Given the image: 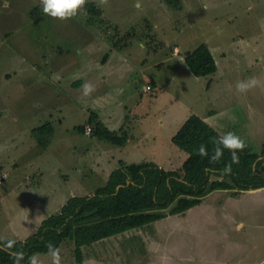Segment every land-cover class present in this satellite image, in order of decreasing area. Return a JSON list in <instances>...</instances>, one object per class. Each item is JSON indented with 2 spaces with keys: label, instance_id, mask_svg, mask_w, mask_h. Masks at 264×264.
I'll return each instance as SVG.
<instances>
[{
  "label": "rangeland",
  "instance_id": "obj_1",
  "mask_svg": "<svg viewBox=\"0 0 264 264\" xmlns=\"http://www.w3.org/2000/svg\"><path fill=\"white\" fill-rule=\"evenodd\" d=\"M90 2L97 16L89 13ZM5 3L0 0V177L6 175L0 240L26 239L69 197L105 185L119 167L104 164L112 155L180 168L187 153L172 136L192 114L262 151L264 0H109L104 6L88 0L68 20L43 14L41 0ZM34 8L40 13L31 17ZM201 43L218 65L207 76L185 63V53ZM250 77L261 86L239 93L236 83ZM83 82L95 86L91 95H83V85L72 91ZM91 112L108 129L127 131L128 144L79 131L93 126ZM47 122L54 131L42 146L33 129ZM233 191L217 190L184 217L175 213L82 246L83 261L264 264V189ZM59 250L61 264H77L73 241ZM35 254L51 264L49 252Z\"/></svg>",
  "mask_w": 264,
  "mask_h": 264
},
{
  "label": "trees",
  "instance_id": "obj_2",
  "mask_svg": "<svg viewBox=\"0 0 264 264\" xmlns=\"http://www.w3.org/2000/svg\"><path fill=\"white\" fill-rule=\"evenodd\" d=\"M87 9L91 16L100 13L94 2L88 3ZM185 63L197 76H207L218 69L207 43L187 51ZM88 121L93 124L89 125L92 134L107 137L115 144L128 140L127 131L108 129L96 112L90 113ZM78 129L83 133L87 130L84 125ZM53 131L52 123L47 122L34 128L33 134L45 146L49 141L46 135ZM222 135L200 115H190L172 136L173 143L187 153L180 168L167 169L152 161L127 163L120 160L105 185L92 194L69 197L58 213L43 219L38 230L26 239L0 240V264H14L11 253L15 250L24 252L21 264H28L29 256L48 252L49 243L60 249L68 239L75 244L76 263L82 264V246L153 223L168 214L185 212L200 204L215 189H234L233 194L237 195L243 189L264 187V144L261 152L252 147L239 151V163L231 165L230 174L224 172L232 156L227 149L216 163L198 154L199 147L204 145L210 157L215 147L213 141ZM168 207L170 210L164 211ZM9 241H15L12 249L7 247Z\"/></svg>",
  "mask_w": 264,
  "mask_h": 264
},
{
  "label": "clouds",
  "instance_id": "obj_3",
  "mask_svg": "<svg viewBox=\"0 0 264 264\" xmlns=\"http://www.w3.org/2000/svg\"><path fill=\"white\" fill-rule=\"evenodd\" d=\"M88 0H41L43 5V14L51 16L59 20L71 19L84 8ZM109 0H99L98 6L107 5ZM9 4L6 3L4 7H8ZM149 85V84H148ZM261 86V81L256 77H250L246 80H241L236 83V90L239 93H247L249 90ZM83 95L89 96L95 91V86L90 82H85L83 84ZM215 145L213 154L209 157L206 146L201 145L198 149V154L202 157L209 158L210 162H219L222 157L224 150L227 149L232 153L231 163L225 165L224 172L226 174L231 173V165L239 163V156L237 153L243 151L246 148V142L240 136L236 135L234 132H227L226 134L219 136L213 141ZM243 227L239 225L238 228ZM15 241H9L7 247L12 249L14 247ZM48 252L51 256V264H61L60 250L53 246L51 243L48 244ZM12 256L14 259V264H21L24 260L25 254L23 251L15 250L12 251ZM28 264H42L41 259L38 255L33 254L28 257Z\"/></svg>",
  "mask_w": 264,
  "mask_h": 264
},
{
  "label": "crops",
  "instance_id": "obj_4",
  "mask_svg": "<svg viewBox=\"0 0 264 264\" xmlns=\"http://www.w3.org/2000/svg\"><path fill=\"white\" fill-rule=\"evenodd\" d=\"M38 7V6H37ZM40 8V7H39ZM36 9H38V8H34V10H36ZM33 10V11H34ZM33 11L31 12V17H34V15L35 14H32L33 13ZM38 13H40V11L38 12ZM37 14V13H36ZM81 72V71H80ZM82 74H83V72H81ZM78 75H80L79 73H78ZM79 82V84L81 83V80H79L78 81ZM77 82V83H78ZM83 84H84V82H83ZM83 84H81V85H79L78 87H76V88H71L72 89V91L74 90V89H76V90H78L77 88H79V87H81ZM146 90V89H145ZM97 113V112H96ZM99 116V118L101 119L102 117H100V115H98ZM120 129V127H119V125H117V127L116 128H114V130L115 131H117V130H119ZM131 139H129V137H128V140L124 143V144H128V142L130 141ZM124 144H118V145H124ZM125 145V146H126ZM112 157H113V160H111L109 157L107 158V160L105 159L104 160V164H106V163H111L112 161H116L117 162V164H119V161L120 160H124L125 161V159H124V157L123 156H121V155H119V157L118 158H115L113 155H112ZM126 162H129V161H126ZM117 167H114V169H116ZM113 169V170H114ZM112 170V171H113ZM111 173V172H110ZM256 189H258V191H261L262 189H264V187H260V188H256ZM217 190H224V191H227L228 192V190H230V189H215V190H213V191H211V192H209L208 193V195H206V197H204V199H203V201L200 203V204H198V205H196V206H194V207H192V208H190V209H188L187 211H185V212H181V214H177L176 216H177V218H179V217H184L185 215H188L189 213H191V211H193L194 209H198L199 207H201V208H203L204 206H205V203H206V199L209 197V195L211 194L212 195V193H214V192H216ZM233 189H231L230 191H232ZM240 192V191H239ZM233 193V192H232ZM229 195H231L230 194V192L228 193ZM234 195V194H233ZM73 196V195H72ZM218 207H223V205H218ZM217 207V208H218ZM172 214H168L167 216H165V217H163L164 219H162V220H165V219H167L168 217H170ZM158 222L159 221H161L160 219L159 220H157ZM157 221H155V222H157ZM157 230H160V227H158L157 228ZM95 245H96V243H95ZM157 245H159V242H156L155 243V247H157V249H159L158 248V246ZM87 246V245H86ZM150 249H153V246L150 248ZM161 257V256H160ZM99 258L98 257H96V259H92L91 261L94 263V264H96V262L97 263H104V264H106V262L104 261V259L101 261L100 259V261L98 260ZM88 262V259H86L85 261H83V263L82 264H86ZM161 264H166V261H165V258L164 257H162V260H161Z\"/></svg>",
  "mask_w": 264,
  "mask_h": 264
},
{
  "label": "built area",
  "instance_id": "obj_5",
  "mask_svg": "<svg viewBox=\"0 0 264 264\" xmlns=\"http://www.w3.org/2000/svg\"><path fill=\"white\" fill-rule=\"evenodd\" d=\"M150 89H151V86H150V85H147L146 90H150ZM91 132H92V127H91V126H88V128H87V130H86V134H91ZM5 177H6L5 174L2 175V176L0 177V182H2L3 179H4Z\"/></svg>",
  "mask_w": 264,
  "mask_h": 264
},
{
  "label": "water",
  "instance_id": "obj_6",
  "mask_svg": "<svg viewBox=\"0 0 264 264\" xmlns=\"http://www.w3.org/2000/svg\"><path fill=\"white\" fill-rule=\"evenodd\" d=\"M120 187H121V185H119V186L117 187V190H119Z\"/></svg>",
  "mask_w": 264,
  "mask_h": 264
}]
</instances>
